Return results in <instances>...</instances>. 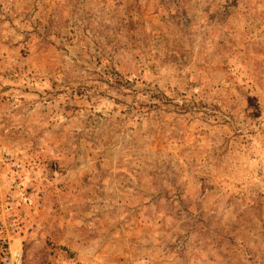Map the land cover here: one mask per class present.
Wrapping results in <instances>:
<instances>
[{
	"label": "rangeland",
	"instance_id": "rangeland-1",
	"mask_svg": "<svg viewBox=\"0 0 264 264\" xmlns=\"http://www.w3.org/2000/svg\"><path fill=\"white\" fill-rule=\"evenodd\" d=\"M1 205L22 264H264V0H0Z\"/></svg>",
	"mask_w": 264,
	"mask_h": 264
},
{
	"label": "built area",
	"instance_id": "built-area-1",
	"mask_svg": "<svg viewBox=\"0 0 264 264\" xmlns=\"http://www.w3.org/2000/svg\"><path fill=\"white\" fill-rule=\"evenodd\" d=\"M8 198L11 197L8 195ZM2 209L1 205L0 210ZM20 228L19 219L14 215L7 217L6 220L0 218V264H22V251L14 250L11 245L14 234L19 232Z\"/></svg>",
	"mask_w": 264,
	"mask_h": 264
}]
</instances>
